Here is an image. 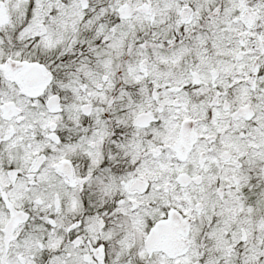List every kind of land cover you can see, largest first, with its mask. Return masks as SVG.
I'll use <instances>...</instances> for the list:
<instances>
[{"label":"snow or ice","instance_id":"snow-or-ice-1","mask_svg":"<svg viewBox=\"0 0 264 264\" xmlns=\"http://www.w3.org/2000/svg\"><path fill=\"white\" fill-rule=\"evenodd\" d=\"M0 264H264V0H0Z\"/></svg>","mask_w":264,"mask_h":264}]
</instances>
